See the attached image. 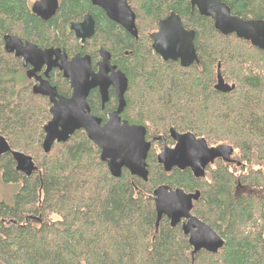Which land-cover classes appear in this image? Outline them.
<instances>
[{
    "label": "trees",
    "instance_id": "16d2710c",
    "mask_svg": "<svg viewBox=\"0 0 264 264\" xmlns=\"http://www.w3.org/2000/svg\"><path fill=\"white\" fill-rule=\"evenodd\" d=\"M126 1L136 16L137 39L89 0H60L48 22L31 14L30 0H0V135L36 167L26 177L10 153L0 158V180L17 188L11 202L0 199V264H264V51L221 35L189 0ZM221 1L232 15L264 21V0ZM170 13L195 32L198 62L187 68L162 61L151 48L150 35ZM86 14L95 33L80 46L68 27ZM5 35L62 48L68 56L87 54L93 63L105 49L128 80L122 119L147 134L168 136L172 128L208 146H231L235 163L217 161L204 179H195L189 170L165 173L150 150L147 182L126 170L113 178L83 131L45 154L50 103L33 95L20 59L4 52ZM218 71L224 90L217 88ZM48 82L71 95L61 74ZM108 98L102 106L93 90L87 99L91 114L103 121L117 107L112 89ZM160 185L200 192L192 214L224 240L216 254H193L180 225L172 228L165 217L156 227L152 194Z\"/></svg>",
    "mask_w": 264,
    "mask_h": 264
},
{
    "label": "water",
    "instance_id": "95a60500",
    "mask_svg": "<svg viewBox=\"0 0 264 264\" xmlns=\"http://www.w3.org/2000/svg\"><path fill=\"white\" fill-rule=\"evenodd\" d=\"M93 7L102 10L113 23L123 28L137 39L136 18L126 0H89ZM192 9L213 21L214 29L223 36L235 35L239 40L247 41L251 46L264 51V21L243 20L232 15L229 7L221 0H189ZM59 7L58 0H36L31 13L42 22L50 21ZM70 31L82 44L92 38L95 21L90 14L83 16L80 22L70 24ZM153 51L164 61L178 62L183 68L197 63L194 47L195 32L183 27L180 17L170 13L159 20L157 29L150 35ZM3 48L7 54L22 59L27 79L35 78L37 85L32 93L45 97L50 103V119L43 128L42 150L48 154L54 144L66 143L76 131H83L88 140L100 150V160L104 162L113 178H120L125 169L131 176L147 181L146 158L150 143L146 141V129L143 126L129 124L121 118L126 103L124 95L128 88L126 76L111 64V54L103 48L98 51L99 60L93 67L87 54H75L68 58L64 50L39 49L34 44L22 42L18 37L5 35ZM46 67L45 79L36 77V73ZM58 69L62 77L69 82L71 95L64 97L48 82V74ZM217 88L225 86L217 72ZM97 89L101 105L108 102L109 90L113 89L117 98L116 109L109 113L106 122L91 114L87 99L92 90ZM170 137L176 142L173 148H166L157 155V163L168 173L173 168L190 170L196 179L204 178L206 168L216 160L232 162L233 149L228 145L208 146L202 138L191 133H178L170 129ZM11 152L16 171L29 177L36 171L32 158L24 153L13 151L4 137L0 135V158ZM200 198L198 191L186 193L180 188L172 189L160 185L153 192V202L157 217L156 225L165 217L172 228L180 225L182 233L188 238L193 254L206 251L216 254L224 245L223 239L207 224L192 214L193 205ZM40 222V217H32Z\"/></svg>",
    "mask_w": 264,
    "mask_h": 264
},
{
    "label": "flooded vegetation",
    "instance_id": "af4514ba",
    "mask_svg": "<svg viewBox=\"0 0 264 264\" xmlns=\"http://www.w3.org/2000/svg\"><path fill=\"white\" fill-rule=\"evenodd\" d=\"M36 1V0H35ZM34 1V2H35ZM59 1V4H60V0H58ZM33 2V3H34ZM32 3V4H33ZM32 4L30 5V11H31V6H32ZM59 8V7H58ZM58 11V10H57ZM57 13V12H56ZM32 14V13H31ZM56 15V14H55ZM36 17V16H35ZM37 18V17H36ZM39 19V18H38ZM108 19V18H107ZM40 20V19H39ZM109 20V19H108ZM41 21V20H40ZM71 23H75V22H71ZM70 23V24H71ZM70 24H69V27H70ZM68 27V30L70 31V28ZM95 27H96V25H95ZM71 33H72V35H73V37L75 38V36H74V34H73V32L72 31H70ZM95 33V32H94ZM13 36V35H12ZM94 36V35H93ZM17 37V36H16ZM76 39V38H75ZM92 39V38H91ZM91 39H89V40H91ZM77 40V39H76ZM2 41H3V39H2ZM22 41V40H21ZM78 41V44L80 45V46H84V44L86 43H84V44H82L79 40H77ZM86 41H88V40H86ZM22 42H28V41H22ZM29 43H31V44H34V43H32V42H29ZM35 46H37L38 47V45H36V44H34ZM4 46V45H3ZM39 49H42V50H45V49H50V48H41V47H38ZM53 49H60V50H64V49H62V48H57V47H54ZM3 50H4V48H3ZM99 51V50H98ZM5 52V51H4ZM97 55H98V52H97ZM14 56V55H13ZM67 56H68V54H67ZM15 57V56H14ZM72 56H68V58H71ZM16 58V57H15ZM18 59H20V58H18ZM98 60H99V56H98ZM98 60L95 62V63H93L92 62V60H91V62H92V65L94 66V64L96 65V63L98 62ZM20 61H21V64H22V59H20ZM21 67H22V69H23V72L25 73L26 72V70H28V69H30L31 67L28 65L26 68H24L23 67V65H21ZM45 70H46V67L45 66H43L42 68H40V70L36 73V77H40L41 79H45L46 78V76L44 75V73H45ZM55 73V75L56 74H61V72H59V70L58 69H52L50 72H49V74H48V81H49V78H50V76L52 75V74H54ZM61 76H62V74H61ZM26 77V76H25ZM26 79H27V77H26ZM64 79V78H63ZM30 83H31V91H32V89H33V86L34 85H37V83H38V81H36L35 80V78H32V79H27ZM65 80V79H64ZM67 81V80H66ZM68 82V81H67ZM49 84H50V82H49ZM51 85V84H50ZM68 85H69V82H68ZM52 87H54V88H56L55 86H53V85H51ZM70 87V86H69ZM71 89V88H70ZM57 90V89H56ZM95 90H97V89H95ZM113 90V89H112ZM93 91V90H92ZM58 92V91H57ZM113 92H114V90H113ZM59 94V93H58ZM114 94H115V92H114ZM115 97H116V95H115ZM47 99V98H46ZM48 100V99H47ZM116 101H117V98H116ZM122 115V114H121ZM108 116V115H107ZM122 118V117H121ZM106 120H107V118H106ZM124 120V119H123ZM103 121V120H102ZM103 122H106V121H103ZM146 129V128H145ZM146 141L148 142V143H150V150H154V152H155V154H156V156H155V158H156V162H157V155L160 153V152H162V150L164 149V147H166V148H173L174 146H175V144H176V142L175 141H173L172 139H171V137L169 136V133H168V136H157V137H153V136H151L150 137V135H149V133L147 134V131H146ZM149 150V151H150ZM232 160H233V158H232ZM217 161H221V160H216L215 162H217ZM215 162L212 164V165H209L208 167H210V166H213L214 164H215ZM223 162V161H222ZM224 163V162H223ZM230 163H235V161L233 160L232 162H230ZM230 163H228V164H230ZM158 164V163H157ZM227 164V163H226ZM159 165V164H158ZM159 166H161V165H159ZM207 167V168H208ZM161 168H162V170H163V167L161 166ZM206 168V169H207ZM173 170H178V171H182V170H179V169H177V168H173L171 171H173ZM186 170H188V169H186ZM186 170H184V171H186ZM164 171V170H163ZM170 171V172H171ZM190 171V170H189ZM170 172H168V173H170ZM191 172V171H190ZM166 173V172H165ZM204 178H205V176H204ZM204 178H201V179H204ZM196 179V178H195ZM194 192H196V191H194ZM194 192H190V193H194ZM199 192V191H198ZM187 193V192H186ZM200 193V192H199ZM152 196H153V194H152ZM196 203V202H195ZM194 206V205H193Z\"/></svg>",
    "mask_w": 264,
    "mask_h": 264
},
{
    "label": "rangeland",
    "instance_id": "374dc122",
    "mask_svg": "<svg viewBox=\"0 0 264 264\" xmlns=\"http://www.w3.org/2000/svg\"><path fill=\"white\" fill-rule=\"evenodd\" d=\"M29 3L31 5L33 3V0H30ZM149 135H153L154 137L162 136V134H156V133H153V132H149ZM234 152L235 153L233 154L232 158H236L237 159L236 155L238 153L236 151H234ZM215 165H216V162H215V164L212 167H215ZM253 168L256 169V168H259V167L258 166H253ZM261 171L264 173V167H261ZM15 191H17L16 186L6 185L0 180V199H3L6 203L11 202V199H12L13 194L15 193Z\"/></svg>",
    "mask_w": 264,
    "mask_h": 264
},
{
    "label": "bare ground",
    "instance_id": "6f19581e",
    "mask_svg": "<svg viewBox=\"0 0 264 264\" xmlns=\"http://www.w3.org/2000/svg\"><path fill=\"white\" fill-rule=\"evenodd\" d=\"M133 12V11H132ZM134 13V12H133ZM135 18H136V16H135ZM137 36H138V34H137ZM93 37V36H92ZM138 38V37H137ZM135 39V38H134ZM151 48H152V45H151ZM258 49V48H257ZM153 50V49H152ZM154 52V51H153ZM155 53V52H154ZM156 54V53H155ZM157 55V54H156ZM161 59V58H160ZM162 60V59H161ZM163 61V60H162ZM217 68H220V65L218 64V66H217ZM133 125V124H132ZM172 129V128H171ZM77 132V131H76ZM169 136H170V129H169ZM19 152V151H18ZM10 154H11V152H9ZM22 153V152H21ZM149 153V152H148ZM233 154H234V150H233ZM233 154H232V156H233ZM12 156V155H11ZM147 156H148V154H147ZM2 157V156H1ZM13 158V157H12ZM146 160H147V158H146ZM102 162V161H101ZM104 163V162H103ZM123 170H125V169H123ZM122 170V171H123ZM127 171V170H126ZM128 172V171H127ZM129 173V172H128ZM134 177V176H133ZM137 178V177H136ZM139 179V178H138ZM141 180V179H140ZM143 181V180H142ZM143 182H147V181H143ZM154 203V202H153ZM155 207V206H154ZM156 221H157V217H156ZM160 222V221H159ZM159 224V223H158ZM158 224L156 225V227L158 226ZM216 233V232H215ZM217 234V233H216ZM184 235V234H183ZM186 237V236H185ZM187 241H188V238H187ZM224 241V240H223ZM189 244V243H188ZM190 246V245H189ZM191 247V246H190ZM203 251V250H202ZM192 252H193V250H192ZM206 252V251H205ZM199 253V252H198ZM208 253V252H207ZM192 254V253H191Z\"/></svg>",
    "mask_w": 264,
    "mask_h": 264
}]
</instances>
